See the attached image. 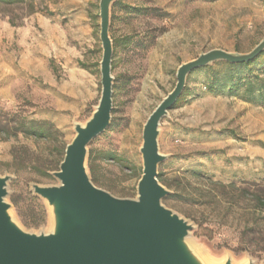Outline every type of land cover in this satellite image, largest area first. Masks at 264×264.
I'll return each mask as SVG.
<instances>
[{
	"label": "rangeland",
	"instance_id": "obj_1",
	"mask_svg": "<svg viewBox=\"0 0 264 264\" xmlns=\"http://www.w3.org/2000/svg\"><path fill=\"white\" fill-rule=\"evenodd\" d=\"M100 0L0 5V175L27 231L49 232L51 208L33 185H58L66 147L101 98ZM112 119L88 146L98 186L136 198L144 126L174 89L181 64L220 48L248 53L264 38V0H116ZM264 62V56L262 57ZM252 82L231 90L239 76ZM241 83V81H239ZM264 64L216 61L192 71L163 118V203L191 225L189 242L223 264H264ZM35 120L43 136L25 134ZM112 154L113 156H109ZM91 167L94 170H91Z\"/></svg>",
	"mask_w": 264,
	"mask_h": 264
},
{
	"label": "water",
	"instance_id": "obj_2",
	"mask_svg": "<svg viewBox=\"0 0 264 264\" xmlns=\"http://www.w3.org/2000/svg\"><path fill=\"white\" fill-rule=\"evenodd\" d=\"M116 0H100L101 98L85 124L66 147L58 185L34 184V192L51 208L49 232L24 229L7 201L10 175H0V264H207L189 242L192 225L163 200L171 191L159 180V164L167 156L159 148L163 118L182 96L188 75L216 61L248 62L264 51V38L248 53L216 48L180 65L174 89L149 116L143 130V173L136 198H120L98 187L88 170V146L111 123L114 46L111 9ZM217 264H219L217 262ZM223 264H234L228 256ZM246 264H255L249 258Z\"/></svg>",
	"mask_w": 264,
	"mask_h": 264
},
{
	"label": "trees",
	"instance_id": "obj_3",
	"mask_svg": "<svg viewBox=\"0 0 264 264\" xmlns=\"http://www.w3.org/2000/svg\"><path fill=\"white\" fill-rule=\"evenodd\" d=\"M29 1L31 3H34L36 1H41V0H0V5H17L23 2ZM264 56V51L255 59L248 61V62H243V63H229L232 67L235 68H251L254 64L263 62L262 57ZM241 81V83L239 82ZM247 86V90L250 93L255 92V88L252 82L244 81L242 76H239L238 83H235L233 87H231V90H239L241 87ZM260 96L264 97V85L261 86L260 89H258ZM182 96L178 99L177 103L181 100ZM25 134L28 135H35V136H43L45 134V127L41 124H39L35 120H30L25 124ZM109 156H113L112 154H109ZM91 170H94L93 167H91ZM160 178V175L158 176Z\"/></svg>",
	"mask_w": 264,
	"mask_h": 264
},
{
	"label": "bare ground",
	"instance_id": "obj_4",
	"mask_svg": "<svg viewBox=\"0 0 264 264\" xmlns=\"http://www.w3.org/2000/svg\"><path fill=\"white\" fill-rule=\"evenodd\" d=\"M205 261L207 264H217V262L214 259L209 257L205 258Z\"/></svg>",
	"mask_w": 264,
	"mask_h": 264
}]
</instances>
